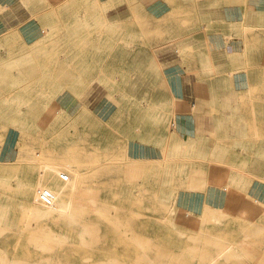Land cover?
<instances>
[{"label": "rangeland", "instance_id": "1", "mask_svg": "<svg viewBox=\"0 0 264 264\" xmlns=\"http://www.w3.org/2000/svg\"><path fill=\"white\" fill-rule=\"evenodd\" d=\"M191 1L0 6V264H264V45L217 40Z\"/></svg>", "mask_w": 264, "mask_h": 264}, {"label": "crops", "instance_id": "2", "mask_svg": "<svg viewBox=\"0 0 264 264\" xmlns=\"http://www.w3.org/2000/svg\"><path fill=\"white\" fill-rule=\"evenodd\" d=\"M25 2H23V0H0V6L5 8L6 16L8 15L7 17L10 18V22L13 21L15 23H22L31 20V14L34 12L25 6ZM137 2L139 10L146 11L149 8L158 7V5L163 3V0H137ZM191 4L192 6H196L197 16L203 23H215V26L218 27L219 33L217 40L226 36V33H229V28L232 27L234 29L232 44L233 46H241L243 41L241 40L240 35L237 37L236 33L241 30V27L243 26L242 24H247L248 27L255 30V36L251 38L252 42L250 43H254L258 47L264 45V0H192ZM131 13L132 11L129 4L126 1H123L121 4L111 8V11L108 13V17L115 19L125 18L126 14L129 17L131 16ZM7 17L0 13V31L4 26L3 24L8 22ZM13 27L15 26L10 27L9 29ZM221 29L225 31L224 35H222ZM209 42V40L207 42L206 36L204 35L202 38L203 45ZM180 44L183 45L184 42H180ZM231 52H229L227 48H216L211 51L210 59L214 66H224L218 68V70L216 69L220 74L219 76L247 75L244 72L231 74V69L226 68L229 61L238 59H235L236 57H230L229 55ZM204 69L206 71L209 70L207 68ZM194 71L196 70L191 68V71L182 75L183 80L181 83V93L187 101L192 102L191 105L193 104V107L197 108L200 113L205 110L203 103L205 104L206 101L203 97L198 99L199 85L194 78L197 76H208L209 73H195ZM197 116L198 118L201 117V115ZM196 121L197 120H195V123ZM203 126L206 127V123H204ZM255 174L262 176L264 174L263 166L261 167V165L258 164Z\"/></svg>", "mask_w": 264, "mask_h": 264}, {"label": "bare ground", "instance_id": "3", "mask_svg": "<svg viewBox=\"0 0 264 264\" xmlns=\"http://www.w3.org/2000/svg\"><path fill=\"white\" fill-rule=\"evenodd\" d=\"M107 4V3H105ZM135 4V3H134ZM136 5V4H135ZM145 38V37H144ZM20 59H23V60H26V62H29V61H32V56L30 55V53L27 51V52H24L22 55H21V58ZM171 114V113H170ZM191 117V116H190ZM109 164V163H108Z\"/></svg>", "mask_w": 264, "mask_h": 264}]
</instances>
